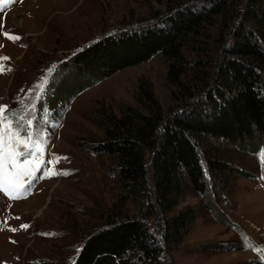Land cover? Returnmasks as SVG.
Returning <instances> with one entry per match:
<instances>
[{"label": "rangeland", "instance_id": "rangeland-1", "mask_svg": "<svg viewBox=\"0 0 264 264\" xmlns=\"http://www.w3.org/2000/svg\"><path fill=\"white\" fill-rule=\"evenodd\" d=\"M181 1L0 0V264H73L109 214L137 213V202L127 199L108 174L112 159L89 152L87 144L104 134L95 122L99 110L106 106L120 114L126 105H138L141 84L152 86L165 109L175 104L176 85L162 56L85 89L69 106L52 92L66 75L65 61L77 50L101 35L151 21ZM221 20L207 23L186 50L189 59L212 60L209 70L219 54ZM193 77L189 71L183 82L190 85ZM83 79L76 75L72 83ZM212 144L230 166L226 189L217 184L213 198H228L220 206L240 227L203 213L166 256L175 264H264V148L240 149L221 140ZM25 147L35 155L10 169L9 154ZM151 157L148 150L149 165ZM207 174L212 182L214 175ZM200 201V194L187 187L174 212ZM150 222L153 226L155 219Z\"/></svg>", "mask_w": 264, "mask_h": 264}, {"label": "trees", "instance_id": "trees-1", "mask_svg": "<svg viewBox=\"0 0 264 264\" xmlns=\"http://www.w3.org/2000/svg\"><path fill=\"white\" fill-rule=\"evenodd\" d=\"M216 17L223 28L215 69L209 70L212 60L189 59L186 50ZM158 55L176 85L175 104L165 109L152 86L141 84L138 105H126L120 114L106 106L99 110L95 122L104 134L87 144L89 152L112 159L108 174L138 211L109 214L73 264H175L166 254L203 213L240 227L220 206L228 198H213L217 184L226 189L230 166L208 144L264 148V0H184L144 24L101 35L65 61L66 75L52 94L69 106L85 89ZM189 71L194 77L186 85ZM76 75L83 81L72 83ZM205 173L214 175L212 182ZM187 187L201 201L174 212Z\"/></svg>", "mask_w": 264, "mask_h": 264}, {"label": "snow or ice", "instance_id": "snow-or-ice-1", "mask_svg": "<svg viewBox=\"0 0 264 264\" xmlns=\"http://www.w3.org/2000/svg\"><path fill=\"white\" fill-rule=\"evenodd\" d=\"M16 39H19V37H16ZM29 94H31V92ZM37 100H39V97H37ZM0 118H2V117H0ZM28 123H29V125H31L33 123V121L30 120V121H28ZM22 127L23 126H21V128ZM27 136H28V138H31L32 133H30V132L27 133ZM3 144H4V133L0 132V168H2L3 162H4V155H3V148H2ZM13 146L16 149H19L21 147L19 144H14ZM34 155H35V152L29 151L26 147L20 151L12 152L8 156L9 168L14 169L16 167V163L18 161H20L21 158H23V160L26 162L28 160L29 156H34ZM65 174H67V173H65ZM205 174L207 175V173H205ZM39 178L40 177H34V179H39ZM0 180H2V176H0ZM11 187L14 188L15 185H11ZM21 227L26 229L28 227V225H26V224L21 225ZM13 230H15V229H13Z\"/></svg>", "mask_w": 264, "mask_h": 264}]
</instances>
